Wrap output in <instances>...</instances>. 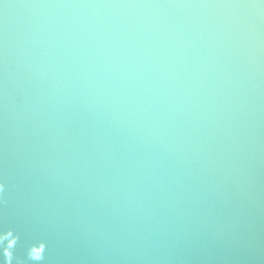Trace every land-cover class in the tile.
I'll list each match as a JSON object with an SVG mask.
<instances>
[{
    "label": "water",
    "instance_id": "1",
    "mask_svg": "<svg viewBox=\"0 0 264 264\" xmlns=\"http://www.w3.org/2000/svg\"><path fill=\"white\" fill-rule=\"evenodd\" d=\"M0 264H264V0H0Z\"/></svg>",
    "mask_w": 264,
    "mask_h": 264
}]
</instances>
